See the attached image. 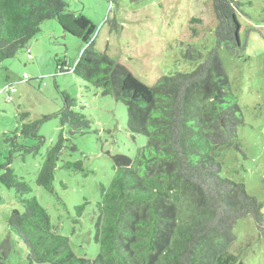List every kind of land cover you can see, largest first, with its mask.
<instances>
[{
	"label": "trees",
	"instance_id": "1",
	"mask_svg": "<svg viewBox=\"0 0 264 264\" xmlns=\"http://www.w3.org/2000/svg\"><path fill=\"white\" fill-rule=\"evenodd\" d=\"M212 6L216 44L205 55L197 54L201 63L190 72L163 75L146 85L126 64L95 48L96 26L69 11L64 0H0V63L22 50L28 53L42 22L56 19L65 33L84 43L72 72L101 95L122 103L127 131L145 138L133 156L108 155L113 173L107 186L99 185L93 235L98 252L89 259L77 256L68 237L55 231L47 210L35 196H27L29 182L10 164L17 151L22 156L40 151L45 139L38 129L43 121L58 118L70 138L87 133L91 122L74 109L75 99L64 90L59 91L62 107L57 113L28 122L23 121L29 113H20V135L36 143L19 144L16 130L11 136L3 134L9 150L0 163V184L13 189L21 205V210L11 211L7 224L26 246L29 264H245L240 252L232 250L234 227L239 219L250 217L257 231L264 232L262 203L244 184L223 177L214 155L236 140L242 123L219 48L224 44L232 56L244 50L236 17L243 3L213 0ZM67 68L56 60L57 72ZM70 138L59 134L39 165L35 184L49 193L62 150H76L67 144ZM61 166L81 170L82 162L64 160ZM12 251L7 235L0 242V264H9Z\"/></svg>",
	"mask_w": 264,
	"mask_h": 264
},
{
	"label": "rangeland",
	"instance_id": "2",
	"mask_svg": "<svg viewBox=\"0 0 264 264\" xmlns=\"http://www.w3.org/2000/svg\"><path fill=\"white\" fill-rule=\"evenodd\" d=\"M238 32L244 50L229 55L224 44L219 56L230 89L241 111L237 138L215 152L221 164L220 174L244 184L248 194L262 203L264 213V0H239ZM67 9L87 17L95 26V48L116 57L146 85L175 72H190L216 44V19L213 0H64ZM192 18L201 22L191 21ZM106 19L110 20L109 22ZM196 31V32H194ZM29 55L22 50L0 63V163L9 147L3 134H18V143L31 146L32 138L20 135L21 112L29 116L23 122L57 113L62 107L59 91L75 99L74 109L83 113L91 128L70 138L67 126L58 118L43 121L38 134L45 139L37 154L13 153L10 164L17 176L31 186L28 197L35 196L47 210L56 232L67 236L77 256L95 258L98 245L93 240L96 219L95 202L100 199L99 185L107 186L112 178L108 155L133 156L145 144L141 135L126 129L125 106L99 89L81 81L72 67L84 43L65 33L56 19L42 22L40 31L29 42ZM190 53L191 57L184 55ZM68 67L57 72L56 60ZM70 138L76 150L64 148L54 172L52 193L35 184V178L47 146L59 134ZM81 161V170L65 169L62 161ZM83 206L81 210L77 207ZM13 209L21 210L13 189L0 184V242L9 235L13 251L9 264H29L27 248L7 224ZM233 251L240 252L245 264H264V232H258L250 217L241 218L234 227ZM47 264V263H33Z\"/></svg>",
	"mask_w": 264,
	"mask_h": 264
},
{
	"label": "crops",
	"instance_id": "3",
	"mask_svg": "<svg viewBox=\"0 0 264 264\" xmlns=\"http://www.w3.org/2000/svg\"><path fill=\"white\" fill-rule=\"evenodd\" d=\"M29 52V51H28ZM29 55V54H28Z\"/></svg>",
	"mask_w": 264,
	"mask_h": 264
}]
</instances>
